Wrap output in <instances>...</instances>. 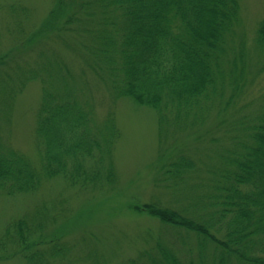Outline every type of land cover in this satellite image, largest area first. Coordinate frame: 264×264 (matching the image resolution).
<instances>
[{
  "label": "trees",
  "instance_id": "trees-1",
  "mask_svg": "<svg viewBox=\"0 0 264 264\" xmlns=\"http://www.w3.org/2000/svg\"><path fill=\"white\" fill-rule=\"evenodd\" d=\"M11 5L4 7L13 13ZM55 30L70 39L59 37L68 55L53 70L37 69L35 61L13 80L14 51L0 55L10 89L0 88V101L10 112L28 82L42 85L38 162L10 144L11 117H0V195H30L55 178L81 192L117 185L122 132L112 107L100 116L102 103L90 95L98 90L113 104L127 98L155 111L161 140L208 121V131L222 133L197 155L170 156L155 178L162 197L129 205L158 219L163 231L118 264H264V93L251 94L264 73V19L249 39L241 0H58L31 35L37 57L49 45L40 36ZM49 209L44 204L8 222L0 259L112 264L104 253L87 247L80 254L59 230L49 231L58 222Z\"/></svg>",
  "mask_w": 264,
  "mask_h": 264
},
{
  "label": "rangeland",
  "instance_id": "rangeland-1",
  "mask_svg": "<svg viewBox=\"0 0 264 264\" xmlns=\"http://www.w3.org/2000/svg\"><path fill=\"white\" fill-rule=\"evenodd\" d=\"M57 1L0 0V55L14 51L10 57L16 60L14 64L12 63L10 72L13 80L20 79L22 73L28 71L31 63L35 61V68L43 69L45 65H49V69L53 70L54 61L61 57V54L68 55L64 53L66 50L59 37H68L69 34H61L62 31L58 30L40 36L49 43L41 52L42 56L38 53L37 57L33 52L38 48V38L33 41L31 35L48 20L51 11L57 7ZM7 4H13L10 6L13 13L4 7ZM24 7L28 11L22 13L21 9ZM241 15L244 30L251 39L259 23L264 19V0H241ZM55 39L58 42H52ZM23 54L25 57H20ZM32 57H35L34 61ZM76 60L81 62L78 57ZM80 68L81 64L77 62L72 67L74 72H78ZM5 77L0 73V88L9 92ZM251 87L253 99L264 93V73L255 79ZM90 95L102 103V109H99L100 116L112 107L122 132L115 151L117 185L95 192H81L80 189L69 186L64 179L55 178L45 182L38 192L30 195L12 198L0 195V235L13 218L21 217L28 211L33 212L48 204L50 216L58 218L57 224L51 225L49 231L59 230L66 240L76 245L80 254L83 250L87 251V247L93 248L104 253L112 264H118L145 248V241L149 236L157 237L163 231L158 219L134 212L129 205L133 202H151L158 195H162L157 189L155 178L170 156L180 150L197 155L198 148L208 147L212 140L219 138L222 133L217 129L208 131L210 124L208 121L198 130L164 133L166 135L162 136L161 140L155 111L138 106L127 98L113 104L98 90H91ZM2 96L8 98V94ZM41 97V83L32 81L25 85L24 91L13 102L12 112L7 104H1L0 101V117L4 114L8 115L3 116V120L11 117L10 144L35 162L39 160L35 127ZM0 264L25 262L20 256H13L0 259Z\"/></svg>",
  "mask_w": 264,
  "mask_h": 264
}]
</instances>
